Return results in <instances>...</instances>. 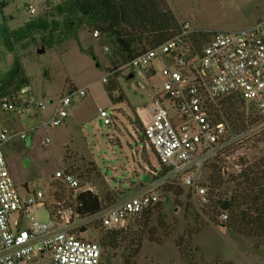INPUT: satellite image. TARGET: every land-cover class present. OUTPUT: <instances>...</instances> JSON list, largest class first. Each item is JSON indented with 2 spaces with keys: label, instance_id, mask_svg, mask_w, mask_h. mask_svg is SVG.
Returning a JSON list of instances; mask_svg holds the SVG:
<instances>
[{
  "label": "rangeland",
  "instance_id": "1",
  "mask_svg": "<svg viewBox=\"0 0 264 264\" xmlns=\"http://www.w3.org/2000/svg\"><path fill=\"white\" fill-rule=\"evenodd\" d=\"M63 1L0 0V97L14 99L17 106L32 97L45 103L40 113L0 112V127L13 131L36 127L24 140L15 138L3 146L2 152L18 192L40 191L50 215L74 208L73 198L81 191H90L102 203L107 194L116 200L135 194L142 187L144 174L159 171L154 154L144 146L134 112L148 100L150 87L153 92H161L162 77L156 74L148 82H128L120 74L108 78L114 87L111 97L115 103L110 102L104 88L109 84L99 80L108 65H118L119 61L109 55L112 49L107 39L94 38L84 20L60 6ZM164 1L179 27L188 23L189 28L206 37L215 31L245 28L264 17V0ZM28 4L34 8L33 14L28 13ZM104 46L109 47L107 52ZM151 65L158 73L160 63L154 60ZM82 88H86L84 95L71 97L67 118L60 126H40L54 105L48 101ZM99 110L108 115L109 125L99 124ZM237 112L243 121H256L251 110L240 106ZM45 138L49 141L44 142ZM256 140L252 137L237 150L235 160L227 163L226 174L237 171L233 165L236 158L251 160L259 155L263 146ZM57 171L74 177L77 188L68 189L55 179ZM178 189L176 196L164 191L159 209L149 217L148 226L162 244L143 238L136 264H188L178 255L176 239L186 245L185 255L192 264H264V246L252 252L242 236L226 230L218 217L212 221L205 206L197 205L183 187ZM220 189L228 192L230 184L222 182ZM48 213L38 209L33 214L38 223H44ZM132 220L117 229L125 241L127 234L135 231ZM75 226L72 232L76 236L94 242L105 231L92 221ZM124 244L122 240L117 248L105 250L100 264H122ZM48 263L49 257L44 254L36 264Z\"/></svg>",
  "mask_w": 264,
  "mask_h": 264
},
{
  "label": "built area",
  "instance_id": "2",
  "mask_svg": "<svg viewBox=\"0 0 264 264\" xmlns=\"http://www.w3.org/2000/svg\"><path fill=\"white\" fill-rule=\"evenodd\" d=\"M27 11L33 14L34 8L28 4ZM197 34L183 23L177 34L135 57L122 60L118 53L109 52L119 63L106 67L101 83L107 84L108 78L112 80L118 74L125 75L128 82H148L156 74L163 79L161 92H153L150 87L148 100L134 112L144 146L154 154L159 171L149 170L148 180L140 181L138 192L119 198L93 215H81L77 210L80 204L74 201V208L50 215L40 191L29 194L24 190L21 195L2 147L15 138L24 140L36 127L27 131L0 127V264H36L44 254L49 257L48 264H100L98 242L76 236L72 232L75 225L92 221L104 230H117L127 220L159 204L167 186L183 187L197 205L205 206L213 216L217 190L210 183V167L215 165L225 176L227 163L235 160L237 150L264 129V17L236 31H215L204 42L193 41L198 39ZM92 35L99 36L97 31ZM107 47H103L104 52ZM154 60L161 65L158 73L151 65ZM85 90L70 91L50 100L48 104L53 103V108L40 126H60L67 118L71 97H82ZM228 99H237L242 108L254 113L256 121L227 119L221 104ZM44 108L45 103L33 97L18 106L14 99L0 97L3 113H40ZM98 119L99 124H110L103 110L98 111ZM238 158L233 164L237 170ZM54 178L68 189L77 188V181L69 173L57 171ZM38 209L48 213V221H36L33 213ZM217 210L216 217L223 222L226 212Z\"/></svg>",
  "mask_w": 264,
  "mask_h": 264
},
{
  "label": "trees",
  "instance_id": "3",
  "mask_svg": "<svg viewBox=\"0 0 264 264\" xmlns=\"http://www.w3.org/2000/svg\"><path fill=\"white\" fill-rule=\"evenodd\" d=\"M72 12L78 20L97 31L98 37L103 36L114 53H118L122 60L137 56L146 49L154 48L179 31L174 16L164 0H65L60 5ZM195 42L207 40L205 34H197ZM110 102L115 103L111 97L114 87L112 84L104 86ZM237 99H228L221 104V109L226 118L241 121L237 108L240 107ZM256 142L262 144L263 149L257 157L251 160L238 158V170L223 177L215 165L210 167V183L217 190L216 198L212 203L211 215H219V208L226 212L223 227L231 233L242 236L255 252L258 247L264 246V129L257 135ZM222 182L230 184L229 191H220ZM166 192L174 196L180 193L178 187L167 186ZM73 201L79 203L78 212L83 216H90L100 209L109 207L116 199L108 194L104 196L103 203L90 191L76 193ZM159 209V204L143 211L132 218L135 231L126 237L121 235V230H105L98 240L101 248V258L105 250L117 248L118 242L124 240L123 253L120 258L122 264H136V258L143 238L148 242L161 245L160 239L155 235V230L148 226L149 217L153 211ZM158 228L162 225L157 221ZM83 231V229H80ZM180 259L192 264V259L185 255V244L180 239L174 241Z\"/></svg>",
  "mask_w": 264,
  "mask_h": 264
},
{
  "label": "water",
  "instance_id": "4",
  "mask_svg": "<svg viewBox=\"0 0 264 264\" xmlns=\"http://www.w3.org/2000/svg\"><path fill=\"white\" fill-rule=\"evenodd\" d=\"M50 101H48V103H49ZM147 180H148V175L147 174H144L143 175V177H142V181L143 182H147Z\"/></svg>",
  "mask_w": 264,
  "mask_h": 264
}]
</instances>
